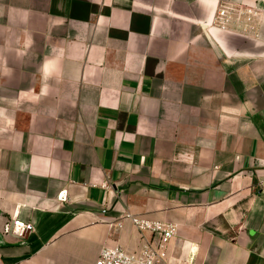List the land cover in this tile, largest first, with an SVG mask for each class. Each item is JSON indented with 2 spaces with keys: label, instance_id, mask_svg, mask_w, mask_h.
I'll list each match as a JSON object with an SVG mask.
<instances>
[{
  "label": "crops",
  "instance_id": "crops-1",
  "mask_svg": "<svg viewBox=\"0 0 264 264\" xmlns=\"http://www.w3.org/2000/svg\"><path fill=\"white\" fill-rule=\"evenodd\" d=\"M263 179L264 0H0V264L139 251L127 212L177 225L163 264H264Z\"/></svg>",
  "mask_w": 264,
  "mask_h": 264
},
{
  "label": "built area",
  "instance_id": "built-area-1",
  "mask_svg": "<svg viewBox=\"0 0 264 264\" xmlns=\"http://www.w3.org/2000/svg\"><path fill=\"white\" fill-rule=\"evenodd\" d=\"M258 17V9L253 6L225 1L217 11L215 23L223 30H227L232 27L231 24L235 23L242 34L257 38L260 30ZM260 186L264 190V179L260 182ZM60 198L64 199L63 193L60 194ZM124 221L131 222L141 234L149 233L153 238L152 242L135 252H129L120 246L104 247L96 264H163L168 256L169 244L177 235V225L149 220L127 212L117 223L119 229L123 227ZM33 230L32 224L18 218H13L12 224L6 226L7 232L20 237H24Z\"/></svg>",
  "mask_w": 264,
  "mask_h": 264
}]
</instances>
